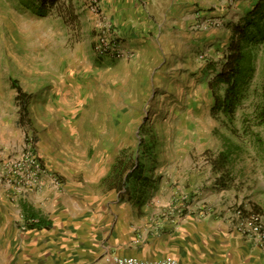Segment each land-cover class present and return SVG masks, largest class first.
Returning <instances> with one entry per match:
<instances>
[{"label":"rangeland","instance_id":"374dc122","mask_svg":"<svg viewBox=\"0 0 264 264\" xmlns=\"http://www.w3.org/2000/svg\"><path fill=\"white\" fill-rule=\"evenodd\" d=\"M88 1L60 0L40 17L20 0H0V164L30 141L50 187L72 196L82 210L126 205L170 224L195 210L218 218L224 204L238 215L233 192L260 201L264 42L236 113L242 149L226 165L219 158L223 136L234 135L213 112L209 65L223 59L231 25L262 0H192L181 23L168 24L132 61L96 54L101 21ZM13 81L29 97L23 123ZM262 204L256 214L264 219Z\"/></svg>","mask_w":264,"mask_h":264},{"label":"crops","instance_id":"0c3cea01","mask_svg":"<svg viewBox=\"0 0 264 264\" xmlns=\"http://www.w3.org/2000/svg\"><path fill=\"white\" fill-rule=\"evenodd\" d=\"M78 1L87 2L72 3ZM100 4L99 21L116 24L125 46L136 56L160 40L168 24L181 23L186 4L194 5L192 0H100ZM49 181L41 191L18 199L0 185V264H112L114 255L178 264H264V252L252 238L238 233L240 216L226 204L220 206L225 212L218 218L195 210L170 224L150 219L153 214L140 217L138 207L126 205L82 210ZM233 199L246 221L263 211V195L262 203L254 197L244 201V194L236 192Z\"/></svg>","mask_w":264,"mask_h":264},{"label":"trees","instance_id":"16d2710c","mask_svg":"<svg viewBox=\"0 0 264 264\" xmlns=\"http://www.w3.org/2000/svg\"><path fill=\"white\" fill-rule=\"evenodd\" d=\"M59 2L60 0H20L24 7L40 17L50 15ZM231 31L232 38L223 52V59L210 62L209 65L214 75L209 82L214 97L213 112L224 117L225 127L234 135L232 140L223 136L226 150L219 157L223 165L242 149V137L234 128V123L236 113L247 97L255 77L259 46L264 42V0L256 4L238 23L231 25ZM12 86L18 93L20 122H26L29 97L17 81H13ZM257 115L258 125H264V110Z\"/></svg>","mask_w":264,"mask_h":264},{"label":"built area","instance_id":"2783aa9c","mask_svg":"<svg viewBox=\"0 0 264 264\" xmlns=\"http://www.w3.org/2000/svg\"><path fill=\"white\" fill-rule=\"evenodd\" d=\"M88 6L92 14L99 20L103 17L100 0H89ZM95 52L101 58L112 60L132 61L136 53L125 46L122 32L112 22H102L98 30ZM0 179L9 187L14 199H18L28 192H39L45 181L49 179L48 170L38 158L31 142L24 147L22 153L0 164ZM53 183L59 187L58 180ZM237 230L241 234L252 238L264 252V219L259 214H252L248 221L241 213ZM112 264H178L177 261L164 259L158 261L140 260L131 257L114 255L110 259Z\"/></svg>","mask_w":264,"mask_h":264}]
</instances>
